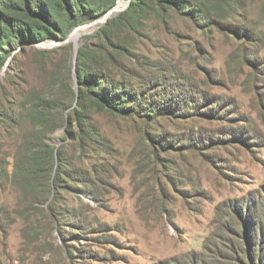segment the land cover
<instances>
[{
	"label": "rangeland",
	"instance_id": "rangeland-1",
	"mask_svg": "<svg viewBox=\"0 0 264 264\" xmlns=\"http://www.w3.org/2000/svg\"><path fill=\"white\" fill-rule=\"evenodd\" d=\"M119 1L8 47L0 264H264V0L152 1L106 38ZM75 30L130 109L78 104Z\"/></svg>",
	"mask_w": 264,
	"mask_h": 264
},
{
	"label": "trees",
	"instance_id": "trees-1",
	"mask_svg": "<svg viewBox=\"0 0 264 264\" xmlns=\"http://www.w3.org/2000/svg\"><path fill=\"white\" fill-rule=\"evenodd\" d=\"M165 7H180L184 0H132L125 12L109 19L103 27L110 38L109 28L124 15L138 14L151 3ZM117 0H0V69L6 62L8 47L16 39L44 40L57 37L65 40L77 26L107 13ZM15 44V43H14ZM97 57L87 44L79 46L75 72L80 93L78 104L91 97L95 104L109 110H126L122 101L133 92L121 87L118 80L101 75L95 69ZM130 109V108H129Z\"/></svg>",
	"mask_w": 264,
	"mask_h": 264
},
{
	"label": "bare ground",
	"instance_id": "bare-ground-1",
	"mask_svg": "<svg viewBox=\"0 0 264 264\" xmlns=\"http://www.w3.org/2000/svg\"><path fill=\"white\" fill-rule=\"evenodd\" d=\"M125 3L126 2L124 0H120L119 3H118V6L116 7V11L120 10L121 8H123L125 6ZM79 37H80V32L76 31V32H74V34L72 36V40L77 43Z\"/></svg>",
	"mask_w": 264,
	"mask_h": 264
},
{
	"label": "water",
	"instance_id": "water-1",
	"mask_svg": "<svg viewBox=\"0 0 264 264\" xmlns=\"http://www.w3.org/2000/svg\"><path fill=\"white\" fill-rule=\"evenodd\" d=\"M115 8H112L105 16H104V19L103 20H106L109 16H110V14H111V12L114 10ZM74 32H76V30L74 31ZM74 32L72 33V34H70V36H69V38H68V40L70 39H72V36H73V34H74ZM75 52H76V54L78 53V42L76 43L75 42Z\"/></svg>",
	"mask_w": 264,
	"mask_h": 264
}]
</instances>
